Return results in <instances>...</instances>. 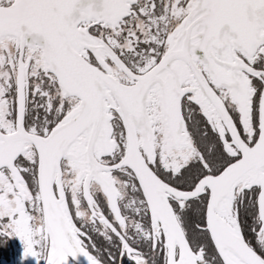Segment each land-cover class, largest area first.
Here are the masks:
<instances>
[{
	"label": "snow or ice",
	"instance_id": "1",
	"mask_svg": "<svg viewBox=\"0 0 264 264\" xmlns=\"http://www.w3.org/2000/svg\"><path fill=\"white\" fill-rule=\"evenodd\" d=\"M32 264H264V0H0V241Z\"/></svg>",
	"mask_w": 264,
	"mask_h": 264
},
{
	"label": "flooded vegetation",
	"instance_id": "2",
	"mask_svg": "<svg viewBox=\"0 0 264 264\" xmlns=\"http://www.w3.org/2000/svg\"><path fill=\"white\" fill-rule=\"evenodd\" d=\"M23 245L19 239L0 241V264H32L22 260Z\"/></svg>",
	"mask_w": 264,
	"mask_h": 264
}]
</instances>
